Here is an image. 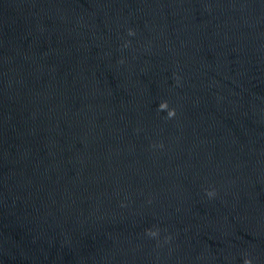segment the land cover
Returning <instances> with one entry per match:
<instances>
[{
  "label": "clouds",
  "instance_id": "9594fccd",
  "mask_svg": "<svg viewBox=\"0 0 264 264\" xmlns=\"http://www.w3.org/2000/svg\"><path fill=\"white\" fill-rule=\"evenodd\" d=\"M128 35L129 36H134L135 35V31L133 29H129L128 30ZM130 43H131L130 41L126 42L124 47H128ZM121 63H123V60H121ZM158 111L166 112L168 119H172V118H174L176 116V110L174 108H170L169 104H168V102L166 100L159 103ZM160 146L163 147V145H160ZM207 195H208L209 198H212V197H214L216 195V192H215L214 189L213 190H208L207 191ZM147 235L150 236V237H157L159 235V230L158 229H155V230L148 229L147 230ZM244 264H252L251 259H245L244 260Z\"/></svg>",
  "mask_w": 264,
  "mask_h": 264
}]
</instances>
